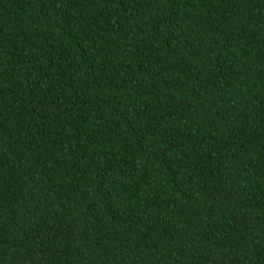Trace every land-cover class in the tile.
Wrapping results in <instances>:
<instances>
[{"label":"trees","instance_id":"1","mask_svg":"<svg viewBox=\"0 0 264 264\" xmlns=\"http://www.w3.org/2000/svg\"><path fill=\"white\" fill-rule=\"evenodd\" d=\"M0 264H264V0H0Z\"/></svg>","mask_w":264,"mask_h":264}]
</instances>
